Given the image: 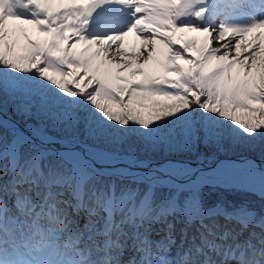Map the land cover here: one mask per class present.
<instances>
[{"label":"snow or ice","instance_id":"1","mask_svg":"<svg viewBox=\"0 0 264 264\" xmlns=\"http://www.w3.org/2000/svg\"><path fill=\"white\" fill-rule=\"evenodd\" d=\"M201 145L260 164L135 154ZM206 186L264 201V0H0V264H264Z\"/></svg>","mask_w":264,"mask_h":264},{"label":"trees","instance_id":"2","mask_svg":"<svg viewBox=\"0 0 264 264\" xmlns=\"http://www.w3.org/2000/svg\"><path fill=\"white\" fill-rule=\"evenodd\" d=\"M258 149L259 148L257 147L254 152L244 151V152H238V153H233L232 151L225 152L223 149H221L217 153L215 149L210 148L209 152H213V154L215 155H218V156L221 155L225 157H229L232 154H243V153H247L255 157V156L260 155V153H258ZM154 153L155 152H151L152 155H155ZM154 157H157V156H154ZM202 193L204 197L206 198L207 203H215L218 201H226V202L230 201L229 203L231 204L247 203L249 207L256 208L257 210H259L262 206H264L263 201L259 199L258 195L256 196V194L252 192H248V191L226 190L223 187L206 186L202 189ZM160 194H161L160 190H158L157 195L159 196Z\"/></svg>","mask_w":264,"mask_h":264},{"label":"rangeland","instance_id":"3","mask_svg":"<svg viewBox=\"0 0 264 264\" xmlns=\"http://www.w3.org/2000/svg\"><path fill=\"white\" fill-rule=\"evenodd\" d=\"M9 115H11V113H9ZM12 118H14V120H16L18 117L12 116ZM80 135H81V138L83 139V132H81ZM201 146H203V145H201ZM197 153H198L197 151H194V152L189 153V154H186V155H182V156H178V157H173V156H169V154L167 153V151H164V150L155 152L154 153L155 155H152L151 152L144 151L143 149H138L135 152V154H136V156H137L138 159H140V160H150L151 161L150 167L152 165H162V164L164 165V164H167L166 162L169 161V160H171V159H173V158L174 159H181V160L184 161L187 158L188 159H195V158L197 159V157H196L197 155L199 157H202L200 154H197ZM258 153H260V149H258ZM154 156H157V157H154ZM203 156H204V159H205V155H203ZM232 156L233 155H231L229 157H225V156H221V155L218 156V155L213 154V152H208L207 159H205V160H207V162H206L207 164L208 163L210 164V161H213L216 158H219V159L220 158H230ZM183 157H185V158H183ZM258 157H260V155ZM185 162L189 163L188 161H185ZM215 162L216 163H221V162H225V163L226 162L239 163V162H236V161H233V160L232 161H229V160H225V159H220V160L215 161ZM189 164H192V163H189ZM195 164H197V163H195ZM120 166L122 167L123 165H120ZM195 167H197V166H195ZM141 188H143V185H141ZM236 205H239V204H236Z\"/></svg>","mask_w":264,"mask_h":264},{"label":"bare ground","instance_id":"4","mask_svg":"<svg viewBox=\"0 0 264 264\" xmlns=\"http://www.w3.org/2000/svg\"><path fill=\"white\" fill-rule=\"evenodd\" d=\"M134 42V40H133V38H129V40H128V44L130 45V44H132ZM57 147H59V145H57ZM213 161H216V159H214ZM212 161V162H213ZM236 162H239L240 163V161H236ZM233 163V162H232ZM257 163V162H256ZM211 165H212V167H215L216 166V164L214 163H210ZM209 163L207 164L206 163V161H204L203 162V165L201 166L202 167V170L203 171H205V172H208L209 171V168H208V165H210ZM258 165H259V163H257ZM165 166H167V164H164ZM192 165V167L193 168H196L195 166H197V164H191ZM139 171H141V172H145V171H147V169H139ZM230 202V201H229ZM263 203H264V201H263Z\"/></svg>","mask_w":264,"mask_h":264},{"label":"water","instance_id":"5","mask_svg":"<svg viewBox=\"0 0 264 264\" xmlns=\"http://www.w3.org/2000/svg\"><path fill=\"white\" fill-rule=\"evenodd\" d=\"M13 119V118H12ZM243 157H247L248 159H252V160H254L255 162H257V163H259L260 164V159L261 158H258V157H255V158H253V157H249L248 155H245V154H243V156H232V157H230V158H220V159H225V160H229V161H241V159L243 158ZM174 159V158H173ZM219 158H216V161H218V160H220ZM185 161H193V160H188V159H185L184 160V162ZM192 164H194L193 162H191ZM210 163H213L212 161H210Z\"/></svg>","mask_w":264,"mask_h":264},{"label":"flooded vegetation","instance_id":"6","mask_svg":"<svg viewBox=\"0 0 264 264\" xmlns=\"http://www.w3.org/2000/svg\"><path fill=\"white\" fill-rule=\"evenodd\" d=\"M209 149L210 148H205L204 146H200L199 147V149L197 150V152H200V154H202V155H205V156H207V154H208V152H209ZM247 154V153H246ZM232 155H240V154H232ZM247 155H249L250 157H254V156H252V155H250V154H247ZM255 157H257V156H255ZM247 204V203H246Z\"/></svg>","mask_w":264,"mask_h":264}]
</instances>
